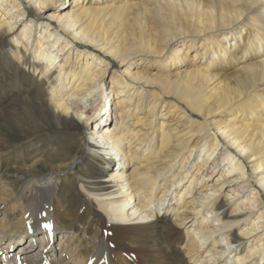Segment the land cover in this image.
I'll return each mask as SVG.
<instances>
[{
  "label": "bare ground",
  "instance_id": "obj_1",
  "mask_svg": "<svg viewBox=\"0 0 264 264\" xmlns=\"http://www.w3.org/2000/svg\"><path fill=\"white\" fill-rule=\"evenodd\" d=\"M56 3L0 0V116L21 111L33 133L95 116L87 167L106 191L89 198L113 226L148 225L163 260L150 264H264V0H73L59 15ZM136 56L143 69L130 72ZM110 58L120 70L108 89ZM171 61L188 68L173 75ZM79 148L74 139L22 166L0 262L131 264L98 233L88 245L86 231L70 233L54 172L73 168ZM43 163L51 172L31 171ZM170 227L180 237L169 241ZM24 234L37 248L11 252Z\"/></svg>",
  "mask_w": 264,
  "mask_h": 264
},
{
  "label": "rangeland",
  "instance_id": "obj_2",
  "mask_svg": "<svg viewBox=\"0 0 264 264\" xmlns=\"http://www.w3.org/2000/svg\"><path fill=\"white\" fill-rule=\"evenodd\" d=\"M72 1L73 0H57L58 3L56 4H60L59 6L63 8L56 11V14L59 15V12L62 13L74 10L75 7L72 6ZM51 11L52 8H49L47 12L50 13ZM75 13L77 12L75 11ZM129 15L131 16L133 13ZM42 17H46V13H43ZM49 21L55 23L57 20L49 19ZM2 46L3 42H0V49ZM139 59L140 56H136L134 60H131L132 64L128 69L130 72L143 69V66L139 63ZM107 62H110V66H107V70L105 71L106 75L104 82L105 88L109 89L110 75L115 68L120 70V65L118 60L113 58H110V61ZM103 65V67L106 66L105 64ZM168 66L169 73H173V75L181 68H188L187 66L183 67L181 65H176L174 61H171ZM152 69H154V66L149 67L148 70L150 71ZM19 91V89L16 90V92ZM110 100H112V98ZM19 119H23V113L21 111L18 114L0 116V219L5 223H11L21 212L19 209L15 212L12 210V204L15 200L11 199L13 193L9 189L10 185L13 184L14 192L18 193L21 190L23 177H28V173L22 166L32 165V163L37 160V157L43 153L44 149H54L60 144H62V146L67 145L70 141L72 142L75 139L77 145L80 147V151L76 155L78 160L77 164L66 171H61L60 173L54 172L55 184L58 186V197L63 199L65 201L64 205L70 210H73L74 213L73 220L69 224L70 233H79V235H83V232L86 231L84 238V244L86 245H88L86 240H89L94 233H98L99 240H106L110 253L114 252L115 254L119 251L124 252L125 258L130 261L131 264H150V262L153 261L163 263L162 256L158 255L157 250L148 249V245L151 243L152 238V232L148 225L113 226L101 212L96 210L93 199L89 198L90 196L106 191L100 179L95 174L91 173L87 167V163L94 161L98 156V152L95 149H89L88 147V132L90 131V127L92 128L94 126L93 121L96 117L93 116L84 127L78 128L69 125L58 126L52 123H44L45 125L39 128L36 133L25 129L23 124L18 121ZM40 138H42V141L39 140ZM80 138H83V140ZM247 169H249V167H247ZM51 170L52 168L48 164L43 163L35 166L34 170L31 171L38 175H44L51 172ZM55 170H57V168H55ZM82 184L85 185L88 191H85L84 188L81 187ZM89 192H92V194H89ZM225 193L226 189L223 187L221 195L224 196ZM28 195H30L28 191L20 195L23 198L21 204L27 202L29 199ZM260 195V198L263 199L262 191ZM52 205L55 209L54 204ZM240 217L241 216H239V218ZM82 220L84 224H80ZM229 220L234 221L235 218L231 217ZM86 226L87 228H85ZM60 232L62 231H57V233ZM41 233V230L38 229L29 234H34L36 236ZM70 233L67 234L69 235ZM29 234H24V237L16 245L12 243L13 247L10 248L11 252L20 254V251L24 249L26 250L25 255H29L30 251L36 249V245L28 248L30 243L28 239ZM180 235L181 234L175 228L170 227L167 239L172 241L180 237ZM66 238L67 240L70 239L69 237ZM10 239L11 235L7 234L6 242L8 243ZM14 239L17 241L19 238ZM59 239L60 237L57 234L55 243H57ZM2 255H4V253H2L1 256ZM10 260L14 259L6 255L5 258L3 257L0 264H10ZM115 262L116 259H113L112 264Z\"/></svg>",
  "mask_w": 264,
  "mask_h": 264
},
{
  "label": "snow or ice",
  "instance_id": "obj_3",
  "mask_svg": "<svg viewBox=\"0 0 264 264\" xmlns=\"http://www.w3.org/2000/svg\"><path fill=\"white\" fill-rule=\"evenodd\" d=\"M44 227H46V228H50L51 225H50V224H45Z\"/></svg>",
  "mask_w": 264,
  "mask_h": 264
}]
</instances>
